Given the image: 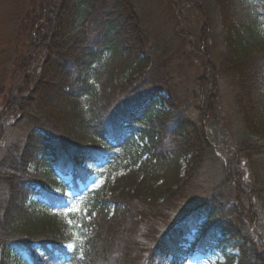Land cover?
I'll return each mask as SVG.
<instances>
[{"label":"trees","instance_id":"obj_1","mask_svg":"<svg viewBox=\"0 0 264 264\" xmlns=\"http://www.w3.org/2000/svg\"><path fill=\"white\" fill-rule=\"evenodd\" d=\"M167 2L176 18L202 20L192 120L160 94L177 86L164 73L193 49L186 34L183 50L152 57L136 0H17L16 39L0 57V264H186L212 251L219 264H264V0ZM219 84L247 174L235 184L224 170L183 207L191 176L217 156L206 122H217ZM96 176L100 188L78 187ZM52 207H65L71 250L40 229Z\"/></svg>","mask_w":264,"mask_h":264},{"label":"rangeland","instance_id":"obj_2","mask_svg":"<svg viewBox=\"0 0 264 264\" xmlns=\"http://www.w3.org/2000/svg\"><path fill=\"white\" fill-rule=\"evenodd\" d=\"M16 4L17 0H0V57H2V53L9 55V42L16 39L15 36H11L12 33H10L12 17L14 16V14H11L13 11L16 12ZM189 4L193 6V0H189ZM136 6L142 18L143 27L149 36L150 46L152 45V47L149 48V53H151L152 57H158L161 54L166 56L171 52L176 53V50H183L184 44L177 38V32L186 34L188 36L187 41L193 42V49L189 52L185 48L183 50L184 52H182L185 54L180 56L181 59L175 60L172 55L168 58L166 57L170 63L166 62L168 65L166 67L167 74L164 73V76H167V78L172 81V84L177 86L175 89L160 86L165 89V91H161L160 94L165 99L168 97L169 100L174 103V111L176 114H179L181 120L185 118L189 120L195 119L197 117L196 113L191 109V105L195 103V99L192 95L194 88L197 89L198 83H196V79L204 74V69L200 67V61L197 60L199 58H208L206 42L199 41V44H195L199 37L202 20L197 18L192 12L185 13L183 19L176 18L167 0H136ZM19 45L20 44H17V46ZM187 57H189V59ZM208 74L209 72H207V75ZM160 78V75H158L155 79ZM199 84L201 83L199 82ZM218 93V104L215 109L216 117H214L217 122H206V125L209 126V142L212 148L216 150L217 156H214L207 164H204L206 165L204 166V172L200 173L201 175H199L198 179H196L197 174L191 176L192 181L197 180V183L194 184L196 186L193 188V191L190 189L185 195H187V198L191 196L194 197L189 200L182 199L180 205L183 207L187 206L188 202L190 204L194 201L204 199L209 189L223 178L222 175L224 170L232 176L235 184H237L236 181L239 176L245 177L247 174L246 166L242 164V162H239L240 166H238L239 164L237 163L239 160L236 158V154L231 152L235 146V137L230 127L232 122L235 121L233 120L235 118V114L233 113L235 105L232 103L230 89L226 85L219 84ZM228 126L231 129L230 132ZM22 136V132H16L13 135L8 134L3 141L12 143L21 140ZM86 168L94 169V166L86 165ZM183 171L184 174H186L187 167H184ZM61 180L64 186L68 188L71 187L72 178L70 176H63ZM102 184L103 180L99 176H96L90 178L86 184L78 182V187L81 190H93L100 188ZM50 191L58 194L61 192V187H52ZM64 208L65 207H52L49 211H40L39 216L42 221L40 223V229L49 236L62 239L66 249L71 250L76 241V235L67 224L62 223L63 214L60 211ZM72 208L75 209V206L72 205ZM164 227L163 225V228ZM69 245H71V247H69ZM226 252L231 255L237 254L236 251L230 248H228ZM24 259L28 264H32L27 256H25ZM222 262V253L219 251H212L205 255L195 254L186 261V264H219ZM163 264H169V260Z\"/></svg>","mask_w":264,"mask_h":264},{"label":"snow or ice","instance_id":"obj_3","mask_svg":"<svg viewBox=\"0 0 264 264\" xmlns=\"http://www.w3.org/2000/svg\"><path fill=\"white\" fill-rule=\"evenodd\" d=\"M69 211H71V209H69ZM69 223H72V221H71V220H69ZM69 247H71V245H69Z\"/></svg>","mask_w":264,"mask_h":264}]
</instances>
